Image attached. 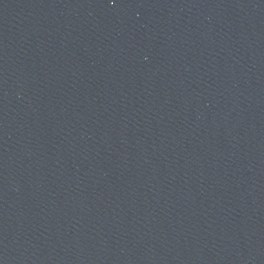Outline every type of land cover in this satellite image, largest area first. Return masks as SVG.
<instances>
[{"label":"water","instance_id":"1","mask_svg":"<svg viewBox=\"0 0 264 264\" xmlns=\"http://www.w3.org/2000/svg\"><path fill=\"white\" fill-rule=\"evenodd\" d=\"M0 264H264V0H0Z\"/></svg>","mask_w":264,"mask_h":264}]
</instances>
